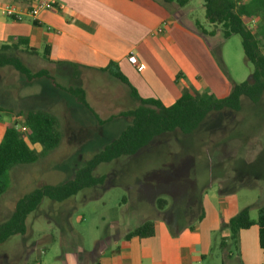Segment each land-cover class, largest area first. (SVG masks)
<instances>
[{"label": "rangeland", "instance_id": "rangeland-1", "mask_svg": "<svg viewBox=\"0 0 264 264\" xmlns=\"http://www.w3.org/2000/svg\"><path fill=\"white\" fill-rule=\"evenodd\" d=\"M172 7L176 16L196 31L195 22H199L208 32H215L214 37L204 36L229 80L239 84L250 78L253 68L245 60L241 38L233 35L223 40L221 27L205 22L200 0H192L183 9ZM257 24L256 20L249 21L247 26L255 30ZM16 55L33 72L44 68L42 60L26 58L22 52ZM58 81L63 86L84 89L91 111L54 88L49 80L29 83L12 68H0V107L12 112L11 121L23 136L22 121L17 118L20 113L47 109L58 123L55 148L43 152L42 146L35 144L38 160L14 165L7 172L0 196V223L9 218L15 203L33 190L71 181L129 124L127 119H114L102 125L93 115L105 120L118 112V105L112 101L113 84L105 86L97 76H87L84 81L69 77ZM1 115V121L8 119ZM93 176H106V183L84 189L63 202L43 199L27 217L25 235L0 244V264H20V260L42 253L52 255L64 239L72 244L80 241L84 249L93 250L111 236L110 232L116 238L135 229L133 223L157 218L158 213L166 220L202 203L213 192L234 197L240 209H250L251 217L256 218L258 209L264 206V100L254 104L243 98L239 112L212 113L194 133L165 134L136 155L99 165ZM158 200L169 204L163 212L157 208Z\"/></svg>", "mask_w": 264, "mask_h": 264}, {"label": "crops", "instance_id": "crops-1", "mask_svg": "<svg viewBox=\"0 0 264 264\" xmlns=\"http://www.w3.org/2000/svg\"><path fill=\"white\" fill-rule=\"evenodd\" d=\"M41 1H54L55 9L36 18L26 14L20 21L0 16V47L25 43L24 56L42 60L43 69L47 68L64 89L72 87L61 85L59 78L84 81L87 76H97L105 86L113 84L112 101L118 112L102 121L113 117L127 119L130 124L120 115L139 106L131 89L140 99L158 101L166 108L184 89L207 92L217 99L230 92L234 82L218 67L213 47L204 35L176 16L174 5L154 0H0V4L27 11ZM130 56L136 58L139 69L129 63ZM82 90L86 101V91ZM30 111L50 115L47 109ZM2 113L8 119L0 120V143L13 119ZM29 147L36 149L35 144ZM168 206L166 202L160 212ZM240 210L234 197L213 192L202 203L166 220L158 213L157 218L133 223L136 229L145 221L153 222L152 237L127 238L134 230L131 228L116 238L110 232L111 236L93 250L84 249L80 241L72 244L64 239L58 252L42 253L20 260V264H264L256 225L240 231L237 251L228 240V230H221ZM249 216L257 218L251 217L250 209Z\"/></svg>", "mask_w": 264, "mask_h": 264}, {"label": "trees", "instance_id": "trees-1", "mask_svg": "<svg viewBox=\"0 0 264 264\" xmlns=\"http://www.w3.org/2000/svg\"><path fill=\"white\" fill-rule=\"evenodd\" d=\"M161 5H175L179 9L185 8L192 0H154ZM204 9V20L210 26H219L222 29L223 40L233 35L241 38V46L246 62L252 65L253 71L250 78L239 84L232 83L230 92L224 98L217 99L207 92H197L193 89H184L181 97L170 107L166 108L155 100H142L133 89L132 93L139 102L134 110L125 112L120 117L130 120V124L122 131L117 139L106 145L100 152L89 159L79 169L74 178L60 186H43L20 198L16 203L9 218L0 223V244L16 235H25V222L43 199L53 202H63L74 197L80 191L106 183V176L94 177V170L101 164L111 163L121 157L133 156L148 147L156 138L168 133L179 132L183 135L194 133L212 113L230 110L239 112L241 100L248 99L251 103L258 104L264 100V0H200ZM258 21L255 30L247 26L249 21ZM200 34L213 36L214 31H207L199 22H195ZM22 46L4 45L0 47V68L9 67L25 77L26 81L46 79L55 88L65 91L73 96L76 101L91 111L85 101L82 89H64L49 75L47 69L35 72L28 69L16 52H22ZM26 48V47H25ZM29 52V50H28ZM32 52V51H30ZM114 77L122 79L119 74ZM11 114L9 110H2ZM99 124H106L93 114ZM17 118L22 121L23 136L15 122L8 123L0 143V196L4 192L6 174L14 165L32 164L40 157L29 147L39 144L43 152L55 148L58 142L57 120L42 112L20 114ZM28 142V143H27ZM165 200L157 201V208L164 209ZM256 225L258 227V244L264 250V206L257 211L256 220L249 216V209L240 210L236 215L221 226V230H228V240L234 249L238 250L239 233ZM154 235V223L145 221L142 225L130 232L126 237L148 238ZM223 243V242H222Z\"/></svg>", "mask_w": 264, "mask_h": 264}, {"label": "built area", "instance_id": "built-area-1", "mask_svg": "<svg viewBox=\"0 0 264 264\" xmlns=\"http://www.w3.org/2000/svg\"><path fill=\"white\" fill-rule=\"evenodd\" d=\"M56 3L41 1L36 5L32 6L29 10L24 11L19 7L9 4V3H1L0 4V16L10 18L14 21H20L24 15H29L31 18H36L41 12L44 11H53L55 9ZM59 8H62V5H59ZM129 63L134 65L137 69L140 68L139 63L137 62L134 56H130L128 58Z\"/></svg>", "mask_w": 264, "mask_h": 264}]
</instances>
